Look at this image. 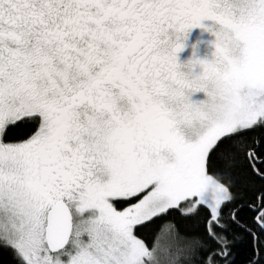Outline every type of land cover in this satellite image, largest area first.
Wrapping results in <instances>:
<instances>
[{
	"label": "snow or ice",
	"instance_id": "6c2138e0",
	"mask_svg": "<svg viewBox=\"0 0 264 264\" xmlns=\"http://www.w3.org/2000/svg\"><path fill=\"white\" fill-rule=\"evenodd\" d=\"M239 233L264 264V0H0V264H234Z\"/></svg>",
	"mask_w": 264,
	"mask_h": 264
},
{
	"label": "flooded vegetation",
	"instance_id": "af4514ba",
	"mask_svg": "<svg viewBox=\"0 0 264 264\" xmlns=\"http://www.w3.org/2000/svg\"><path fill=\"white\" fill-rule=\"evenodd\" d=\"M202 26L193 27L190 29L186 36L181 37V41L184 47L177 52V61L183 64L189 60H204L211 59L214 51L215 36L212 30L214 28V22L208 19L201 21ZM200 66L196 65L193 69V74L200 72ZM193 98H203V93H195Z\"/></svg>",
	"mask_w": 264,
	"mask_h": 264
},
{
	"label": "trees",
	"instance_id": "16d2710c",
	"mask_svg": "<svg viewBox=\"0 0 264 264\" xmlns=\"http://www.w3.org/2000/svg\"><path fill=\"white\" fill-rule=\"evenodd\" d=\"M238 179H242L238 177ZM158 225H151L148 229L142 232L143 238L148 241H151L153 235L157 229ZM192 225L188 223H181V231L190 230ZM239 239L237 240V246L234 253V264H247L248 258L252 255L253 249L256 245V241L253 238L249 237L245 233H239Z\"/></svg>",
	"mask_w": 264,
	"mask_h": 264
},
{
	"label": "clouds",
	"instance_id": "9594fccd",
	"mask_svg": "<svg viewBox=\"0 0 264 264\" xmlns=\"http://www.w3.org/2000/svg\"><path fill=\"white\" fill-rule=\"evenodd\" d=\"M182 66L184 67L185 71H191L192 70V65L187 62L183 63Z\"/></svg>",
	"mask_w": 264,
	"mask_h": 264
}]
</instances>
